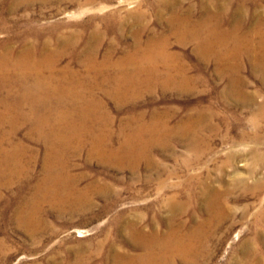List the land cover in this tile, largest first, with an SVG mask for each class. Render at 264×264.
<instances>
[{"label": "rangeland", "instance_id": "obj_1", "mask_svg": "<svg viewBox=\"0 0 264 264\" xmlns=\"http://www.w3.org/2000/svg\"><path fill=\"white\" fill-rule=\"evenodd\" d=\"M5 4L0 3L1 46L22 47L23 41L33 43L35 34L41 42L49 39L53 48L62 37L77 42L75 50L64 51L55 74L69 68V80L76 85L82 81L90 89L85 95L103 103L96 116H106L114 146L120 143L119 130L128 126L127 121L132 128L148 127L155 120L191 128L163 137L167 144L150 149L136 168L89 159L88 146L60 157L81 190L77 206L86 204L90 210L82 215L85 219L78 214L59 216L46 203L41 217L52 223L55 232L46 229L29 236L18 225L16 212L42 179L47 150L34 140L35 119L28 116L26 105L28 120L18 118L12 137L7 135L9 125L0 127L4 149L21 147L14 157L18 166L9 165L4 170L8 178L0 177V264H73L78 256L86 258V264H98L106 249L102 245L109 239L122 255L143 252L124 229L130 223H141L144 232L155 229L159 235L165 234L169 223L174 227L183 223L179 229L186 236L191 233L186 229L210 220L201 230L204 247L196 260L177 258L169 264H253L249 256L256 252L264 263V73L245 56L234 64L236 71L221 74L213 59L197 54L191 43L181 46L173 36L176 17L186 15L197 22L221 20L227 32L241 19L239 34H250L264 17V0H39L17 10ZM135 33H140L141 42L167 38L168 51L185 68L189 81L182 87L134 84L127 99L115 103L105 94L116 89L111 81L115 72L107 71L105 80L96 73L87 79L81 50L83 44L97 40L98 60L111 48L117 60L133 51ZM21 92L7 83L0 100L7 93ZM141 136L149 137L147 132ZM17 169L19 173L11 177ZM78 230L85 236L79 237Z\"/></svg>", "mask_w": 264, "mask_h": 264}, {"label": "bare ground", "instance_id": "obj_2", "mask_svg": "<svg viewBox=\"0 0 264 264\" xmlns=\"http://www.w3.org/2000/svg\"><path fill=\"white\" fill-rule=\"evenodd\" d=\"M3 1L0 0V3ZM5 1V6L10 10H17L19 5L39 0ZM257 18L255 17L254 21H258ZM211 21H213L211 18H207L197 22L191 15L176 17L173 36L181 46L191 43L197 54L213 59L217 64V71L221 74L236 71L237 67L234 64L245 56L251 62L258 63L256 67L264 73V17L253 25L250 34H239L241 19L237 23L240 25L231 32L223 30L221 20L217 23ZM135 37L137 42L133 51L117 60H113L112 48L98 60L100 43L98 44L97 40H94L93 44L88 42L83 44L81 50V56L87 67V79L95 73L103 78L110 69L115 72L111 81L114 82L116 89L105 92L107 96L113 97L115 103L125 101L134 84L152 87L158 82L164 86L173 84L182 87L186 81H189L185 76V68L180 63H176L174 55L168 51L167 38L163 41L151 38L141 42L140 33H135ZM62 38H64L62 41L60 39L54 45L55 48L49 39L41 42L38 34L34 35L33 43L29 40L23 41L22 47L0 45V91L7 83L12 84L15 89L22 90L18 96L7 93L5 98L0 100L2 106L0 127L9 125L10 130L7 135L9 138L12 137L18 129L16 125L18 118L23 121L28 120L23 112V108L27 105L28 116L35 119L32 122L34 140L43 142L47 150L43 177L33 186L34 190L30 196H24L26 200H21V206L16 212L18 225L29 236H35L39 231L46 229L55 232L52 223L41 217L42 207L46 203L51 206L50 208L55 209L59 216L67 213L82 216L90 210L91 206L86 204L77 206L81 201V193L79 194L81 190L76 188L77 181L64 169L63 159L60 157L71 151H81L88 146L89 159L96 157L101 163H114L121 165L122 168L126 165L136 168L150 149L152 150L156 145L167 144V139L162 140L163 137H172L177 133L185 134L191 128V126L171 127L158 120L148 127L141 124L132 128L130 124L132 122L127 121L128 126L119 130L120 143L114 146V136L106 129L109 124L106 116H96L103 103L85 95L90 89H86V84L82 81L79 80V84L76 85L69 80V68L55 74L61 59L66 55L64 51L67 47L75 50L77 46V42L68 40L67 36ZM253 40L255 42H252ZM232 43L234 45H231ZM57 47L61 49L57 50ZM106 78L105 76L103 79ZM132 90L136 93L140 89ZM41 110L46 112L40 114ZM145 132L149 136L146 139L141 136ZM19 149H21L19 146L4 149L0 141V177L8 178V172L4 170L9 165L18 166L14 157ZM19 171L18 169L13 171L10 176L15 177ZM171 199L175 198L171 197ZM212 205L211 202L209 207L211 208ZM211 221L202 223L197 228L186 229L187 232H191L186 236L179 229L183 223L177 227L173 226L174 222L169 223L164 235H161L162 233L159 235L155 229L152 233H146L141 223L137 226L130 223L124 226V229L133 236L135 243L143 252L134 256L122 255L117 253L116 242L109 239L107 244L102 245L106 249L100 255L98 264H169V261L175 262L177 258L183 262H193L199 255V249L204 247L203 242H200L203 239L201 230L207 224H211ZM84 233L81 230L77 231L79 237H84ZM249 258L253 264H264L258 252L251 254ZM86 263L87 259L82 256L73 260V264Z\"/></svg>", "mask_w": 264, "mask_h": 264}]
</instances>
